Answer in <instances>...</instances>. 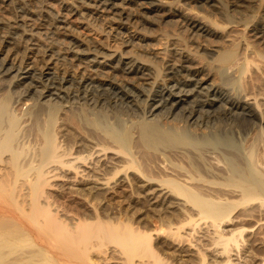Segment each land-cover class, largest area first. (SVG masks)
<instances>
[{
    "label": "rangeland",
    "instance_id": "1",
    "mask_svg": "<svg viewBox=\"0 0 264 264\" xmlns=\"http://www.w3.org/2000/svg\"><path fill=\"white\" fill-rule=\"evenodd\" d=\"M23 1L0 0V15L9 19L0 22V32L21 40L23 49L33 43L41 51L47 45L53 46L56 54L65 56L69 65L77 67L79 62L91 73L111 75L115 78L112 85L118 90L124 87L133 98L128 97L127 100L132 101L129 105L126 101L121 105L94 104L84 91L75 89L79 88L75 80L58 83L57 73H44L39 66L26 77L29 73L25 67L20 68L16 60L12 62L0 56V108L6 106L0 110V143L8 147L0 153V186L5 188L0 187V207H4L5 200L12 194L18 195L20 201L30 202L34 181H37L34 172L57 166L49 173L45 171L41 178L45 182L38 200L41 211L46 213L40 220L58 218L61 231L66 239L72 240L71 247L77 251L75 255L61 253L56 246L63 242L54 233L47 234L45 227H40L35 234L26 233L12 218L10 209L4 207L0 208V228L12 235L18 244L17 251L5 260L0 259V264H10L16 259L25 263L27 258H32L30 264H264V196L243 202L244 195L240 192V185L252 178L248 168L250 162L255 163L257 174L264 171V61L252 46L257 39L255 31L264 26V0H217V4L205 0H165L173 2L183 12L204 13L219 24L220 34L216 39L223 40L220 42L234 50L227 62L221 60L220 50L193 43L182 36L183 31L174 35L161 30H140L108 15L95 13L80 0H52L50 8L41 0H36L32 6L24 5ZM133 1L134 6L141 9L147 1L159 0ZM61 9L73 13L83 27L66 21ZM22 20H29L31 27L22 26ZM14 21L21 24V29H32L33 36L28 38L20 29L11 27ZM161 27L168 30L172 25L163 23ZM84 31H92L91 34L103 41V52L76 43V37ZM124 49L139 60L148 61L151 72L148 78L135 71L127 73L123 69L129 66L127 64L121 63L122 67L117 64L114 69L100 63L105 61L106 54ZM185 53L191 57L194 67L205 65L201 75L209 72L213 78L211 85L198 88L191 79L192 72L175 70V74L171 73L166 62L168 58H180L186 56ZM175 81L181 86L172 87ZM48 85H56L55 89L60 90L54 89L56 95H44ZM85 86L86 83L82 88ZM168 86H171L169 91ZM184 88L187 95L174 110L148 112L151 98L161 90L167 96L170 91L177 93ZM231 98L241 99L243 105L250 106V113L253 110L250 119L241 117L244 109L234 108V112L229 108ZM190 108L196 110L192 119L187 116ZM143 124L158 125L166 134L178 133L186 143L172 150L151 148L153 153L150 149L148 153L138 143ZM128 130L133 135L128 149H124L114 138L123 137ZM105 146H110L111 151L96 152ZM47 150L51 155H62L65 161H72L76 155L82 159L68 168L53 163L42 166L41 160ZM173 154L176 157H172ZM163 158L168 160L163 161ZM106 162L113 166L105 169L104 176L110 178L107 189L93 187L89 178H96L95 173L85 176L83 172L78 174L76 169L77 165H82L79 169L87 167L88 170L93 164L100 167ZM27 169L30 170L27 172ZM241 172L244 173L240 175ZM173 179L222 208L223 213L208 216L201 206L176 191L168 182ZM88 186L90 188L86 189ZM38 223L33 224L37 226ZM128 229L143 240L133 250L114 238L115 233ZM159 258L163 259L159 261Z\"/></svg>",
    "mask_w": 264,
    "mask_h": 264
},
{
    "label": "bare ground",
    "instance_id": "2",
    "mask_svg": "<svg viewBox=\"0 0 264 264\" xmlns=\"http://www.w3.org/2000/svg\"><path fill=\"white\" fill-rule=\"evenodd\" d=\"M35 1L36 0H24L22 3L24 5H26V6H32ZM41 1L44 3V5L49 6V8L51 6H53V1L52 0H41ZM80 1L87 8L91 9L95 13H101V14L108 15L110 18H113L114 20L120 22L121 24L129 25V26L132 25L135 28L140 29V30H147L148 32L149 31L153 32V31H160L161 30V31H164L166 33H172L174 35H179L180 32L183 31V32H185V34L182 32L183 33L182 36L184 38H187V39L191 40L193 43L194 42H197L199 45H201L203 47L210 46L212 48V50H215V51H219L220 50V52L222 54V57H221V60L222 61H226L227 62L228 59L230 57H232V54L234 52V50L232 48L228 47L227 44H224V43H221L220 42V41H223V40H220L219 41L218 39H216V37L220 34V25L219 24H217L215 21L211 20L204 13H201V12H198V11H195V10L194 11H190V12H183L179 8L177 9L175 7V5H174L173 2H169V1H165V0H159V1L153 2V1H147L146 0L148 2V4L146 6L143 4L144 6H142V8L139 9L138 7H135L134 6V4H133L134 1L133 0H80ZM199 1H203V0H199ZM205 1L206 2H215L216 3L217 0H205ZM7 4H10V3H7ZM11 6H12V4H11ZM7 8H8V6H7ZM11 8H13V7H11ZM61 14L66 19V21L72 23L76 27H83V23L81 21L76 20L75 17H74V14L71 13V12H69L68 10L61 9ZM20 18H24V17H20ZM13 19H14V17H13ZM32 20L33 19H31V22H32ZM6 21H9V19H7L4 16L0 15V22H6ZM163 23H167V24L169 23V24L172 25V27L170 29H168V30H163V28L161 27V25ZM21 24H22V26L23 25L24 26H28V28L31 27L30 26L31 23H30L29 20H22V23ZM21 24L18 23V21H14L10 25H11V27H15L18 30L20 29L22 31V33H24V35H26L28 38H31L33 36V34H32L33 33L32 32L33 30L30 28L31 30L29 31V29H26L25 27H23L21 29L20 28V27H22ZM86 27H88V26H86ZM35 31H37V30H35ZM90 32H92V31H90ZM90 32L89 31H84L83 35L77 36L76 39H75L76 43L78 42V45L84 46L85 48H89L90 50H93V51H96V52H103V49H105V45H104L103 41H101L100 39H97L98 37L97 36H94ZM75 33L76 32H74L73 34H75ZM255 34L257 35L256 36L257 39L255 38L256 39V42H254L252 44L253 50L256 52V54L258 55L259 59L264 61V26H262L261 28L257 29L255 31ZM25 40H28V39H25ZM19 41H21V40H18L16 37L11 36L9 33L0 32V56H2L1 58L4 59V60H11L12 62H13V60H16L18 62V64H19L20 68L21 67H23V68L25 67L27 69L26 70V73H29L26 77H30V75H31L30 72L32 73L34 71V70L32 71V69L34 67H36V66H39L40 69L44 73H48V74L49 73H53V72L54 73H57L58 76H59V78H60V80H58V83H61V82L67 81V80H71V79L72 80H75L74 82L79 83V88L77 87L75 89L76 90H79V91L81 90L82 92L84 91V93L86 94V97L88 99H90V100L92 99L93 100V103L94 102L95 103H100L101 105H102V103L105 104V105L106 104H109L110 105L112 103L120 104V103L125 102V101L127 102L128 105H129V103H132L131 100H127L129 96L132 97V95L130 94V92H128L126 89H124V87L121 88L122 90H118V89H116L115 86L112 85V83L114 82L115 78L114 77H111V75L108 76V75H101L99 73H91L90 71L87 70L85 64L82 65V63H79V62L77 64V67L71 66L68 63V60L67 61L64 60L65 59V56L62 57L59 54H56L54 48H52L53 46L51 47L50 45H47L45 47V49L43 51H41L40 49H38V47H35L34 46L35 44L33 43V46L32 45L31 46L28 45L29 47H25L23 49V47H21V45H20L22 43H19ZM71 41H73V40H71ZM24 42H26V41H24ZM24 44H26V46H27V43H24ZM23 46H25V45H23ZM229 46H230V44H229ZM113 49H116V48H113ZM58 52H60V51H58ZM106 55H107V57L105 58V61L100 62V63L104 64V66H106V67H111V68L116 69L117 68L116 67L117 64H120V66H121V63H122V64L129 65V66L123 68V69H125V71L127 73H130L132 71H135L136 73H140V76H144L145 78H148L147 76H149L150 73H151V72H149V66H150V64L148 63V61H141V60H139L138 58L134 57L131 53H129L127 50L125 51V49L122 52H120L119 50H114V51H112V52H110V53H108ZM185 55H186V53H185ZM66 59H71V58L66 57ZM115 61H117L116 64L114 63ZM166 62H167V66L171 69L170 70L171 73H174L175 74V72L178 71V70L179 71L184 70V71H188L190 73L192 72V75L193 76H192L191 79H194L193 83L195 82L194 84H196V86L198 88L199 87H202L204 84L205 85L206 84H210L211 85V83L213 81V78H211V74H209V72H207L208 73L207 74L204 71L205 74L202 73V75H201V72L205 69V65H198L197 64L198 66H195L194 67L193 64H192V61H191V57H189V55L188 56L186 55V56H183V57L181 56L180 58H168V60ZM36 68H38V67H36ZM99 70H100V68H99ZM32 76H34V75H32ZM136 76H138V75H136ZM113 78H114V80H113ZM39 79L37 78L36 80H39ZM172 79H174V78H172ZM175 82H177V81H175ZM84 83H86V86L83 89L82 88V85ZM51 84H53V83H51ZM105 84H109L111 86L108 88L107 86H109V85L105 86ZM136 84H138V83H136ZM180 84H182V83H180ZM56 85H57V83H56ZM56 85H51V86L48 85L47 88H46V90L43 91V94L44 95H50V94L56 95L55 94L56 92H54V89L56 88ZM125 85H127V84H125ZM74 86L76 87L75 84H74ZM74 86H72V88ZM173 86L174 87L175 86L176 87H180L181 85L179 86L178 85V82H177V83H174L172 85V87ZM170 87L171 86H168V91L170 90ZM182 87H184V86H182ZM186 88L187 89L188 88L190 89V87H186ZM56 89H55V91H59L60 90V89L59 90H56ZM220 89L222 90V88H220ZM41 90H43V89H41ZM179 91H180V94L178 93ZM179 91H177V93L170 91L169 94L166 96L165 92H163V90H161L160 91V94H157L154 98H151V101L152 102L149 103L148 112H150L151 114H155V111L156 110H159V111H162L163 112L165 108H166V111H167V109H171V108H173V110H174L178 106V103L181 100H184L183 96L185 97V95H187L186 94V91H185V88L182 89V90L179 89ZM223 93H224V91H223ZM246 93H248V92H246ZM199 94H201V93H199ZM51 96H53V95H51ZM176 97H179V99H176ZM223 100H225V98ZM15 101H17V100H15ZM183 102H185V101H183ZM225 103H226V100H225ZM169 104L171 105L170 108L167 107V106H169ZM244 104H245V102H244ZM183 105H184V103H183ZM229 106H230L229 108L232 109V110L234 108H237V109L238 108H242V110L244 109L243 116H241L244 119H250L249 117L251 115H253V114H251L253 112V110L250 113V111H249L251 109L250 106H248L247 104L246 105H243L241 99H232L231 98V104H229ZM5 107L6 106H4L3 108H0V110L1 109L3 110ZM189 110H191V108ZM195 111L192 109L191 111L188 112L189 115H187V116L189 117V119H192V118H194L196 116V112ZM233 111L235 112L236 109H234ZM40 112H41V110H40ZM198 112H199V110H198ZM208 113H209V111H208ZM237 113H238V110H237ZM32 115H33V113H32ZM161 115H162V113H161ZM34 116H35V119H38L39 118L38 113H35ZM27 119H28V117H27ZM195 119H193V120H195ZM0 123H1V121H0ZM198 124L200 125V123H198ZM172 126H174V125H172ZM6 127H8V126H6ZM8 131L9 130L6 129L5 132L7 133ZM140 131H141L140 132V138H139V142H138L139 143V147L145 148L148 153H149L148 149L151 150V148H153V149L164 148L165 150H167V149L172 150V149L176 148L178 145L180 146L183 143L184 144L186 143V140H184L183 137L177 135L178 133H176L175 135L166 134V132H162L161 129H159V126L158 125L143 124L141 126V130ZM132 135H133L132 131L131 130H128V131H126L124 133V136L123 137H120L119 136L118 138L115 137L114 139L124 149H128V144L131 142ZM95 138L97 139V137H95ZM96 144H92V145L95 146ZM93 146H91V147H93ZM7 148L8 147H7L6 144L3 145V144L0 143V153L3 152V151H5ZM164 149H161V150H164ZM107 150H110L111 151V147L110 146H105L104 149H100V150H98L96 152H105ZM142 150H144V149H142ZM250 150H251V148H250ZM187 151H189V150H187ZM255 151H256V147H255ZM36 152H38V151H36ZM56 152H57V150H56ZM142 152H144V151H142ZM142 152H141V154H142ZM151 152H152V150H151ZM180 152H181V150H180ZM185 152H186V149H185ZM191 152H193V151H191ZM46 153L47 154H45V158L41 160V165L42 166H43V164L49 165V164H52L53 163V165H58L59 164V165H62V166H65L66 168H68L70 166H73V164L75 162H80L81 159H82V156L76 155V156H73L72 161L69 162L68 160L65 161L64 159H62L61 158L62 155H60V154H57L56 153L55 155L54 154L51 155V153H49V150H47ZM145 153L146 152H144L143 154H145ZM211 153H213V152H211ZM252 153H253V150H251L250 155H252ZM156 154L158 155V153H156ZM174 154L172 155V157L175 156ZM146 155L147 154H145V156ZM6 159H8V158H6ZM20 159L23 160L22 158H20ZM65 159H66V157H65ZM159 159H161V158H159ZM17 160H18V158H17ZM33 160L34 159H32V161ZM126 160H131V159H126ZM145 160H147V159H145ZM166 160H168V159H166ZM166 160L164 159L163 161H166ZM18 162L20 163V161H18ZM163 163H165V162H163ZM9 164H10V162H9ZM198 164H201V162H199ZM26 166H27V163H26ZM80 166H82V165H77V167L75 166L76 169H78L77 170L79 172L78 174H80V172L81 173L83 172V175H85V176L86 175L91 176V174H89V173L90 172H93V173H95L97 175L96 178H89V181H91V182L94 183L93 184L94 185L93 187H98L99 186L102 189H107L109 187L110 178L104 176L106 167H109V168H112L113 167V166L111 167V165H109V163L106 162V164H102V166H100V167L98 165L93 164L91 167H89L90 169H88V170H87V167H85L83 169H79ZM132 166H134V163H133ZM159 166H161V165H159ZM218 166H220V165H218ZM54 168H57V166H54L50 170L40 169V170H37V172L34 170L36 172V173L34 172V175L37 176L36 177L37 181H34L35 182L34 187L32 186L33 189H34V191H33L32 198H31L30 202L28 201L27 203H25L24 201H20L18 199V195L16 196V195L12 194L11 197H9L8 199L5 200L6 201V204L4 203L5 204L4 207H8L10 209V211L13 214L12 215V218L16 219L17 220L16 222L19 223L20 226L24 227V229H25L24 231H26V233L35 234V232L38 233L40 227H45V229H46L45 231L47 232V234L54 233L57 236V238L60 241L63 242V244L61 243V244H59V245L56 246V248L61 253H65V254H68V255L69 254L75 255L77 253V251H76V249H73L71 247L72 240L69 239V238L66 239V235L61 231L62 229L60 228L58 218L55 217V218H53L51 220H47L45 222L40 220V217L43 214L46 213L45 211H41V206L42 205L40 204V202L38 200V198H39L38 197L39 192L41 191V189L43 187V184L45 182L41 178L45 174V171H47V173H49ZM157 168H159V167H157ZM165 168H166V166H165ZM217 168H219V167H217ZM248 168H249L250 172L252 173V178H250L249 180H246L245 183H242L240 185V192L244 195L243 202H249V201L255 200L257 198H260V196H264V174H263L264 171H263L262 174L261 173L260 174H257L256 172H254V170H255V163L254 162L253 163L250 162L248 164ZM22 170H24V169H22ZM29 170L30 169H27L26 171L28 172ZM67 170H69V169H67ZM161 170H164V169H161ZM60 171H62V170H60ZM71 172H73V171L71 170ZM166 172H168V170H166ZM117 173L118 172H116V174ZM119 173H121V172H119ZM243 173L244 172H241L240 175H242ZM210 174H213V173L210 172ZM67 176H69V174ZM92 176H93V174H92ZM79 178H81V177H79ZM120 178H122V177H120ZM33 179L36 180L35 178H33ZM29 180H31V178H29ZM117 180H118V178H117ZM168 182L171 185H173V187L176 189L177 192H179L181 194H184L188 198L192 199V201L195 202V204L197 206H201L203 208V212H205L208 216L214 217V216H216L218 214L221 215L223 213L224 210L222 208L218 207L216 204H214L213 202H211V201H209V200H207L205 198H201L197 193H195L190 188H187L183 183H181V182H179L177 180H174V179L173 180H169ZM29 183L31 184V182H29ZM143 183H144V181H143ZM65 185H67V184H65ZM71 185H73V184H71ZM81 185H79V186H81ZM90 186L86 187V189L90 188ZM0 187H1L2 190H5V188L3 186H0ZM67 187H68V185H67ZM167 192H168V190H167ZM0 194H2V193L0 192ZM4 194H6V193H4ZM4 207H0V208L5 209ZM50 216H52V215H50ZM36 221H39V223H38L37 226H34L33 223L36 222ZM35 224H37V223H35ZM89 233H90V231H89ZM11 236L12 235L7 234L6 232H4V230H2L0 228V259L5 260L8 256H10L12 253L14 254L17 251V244L18 243H17V241L13 240ZM47 236H49V235H47ZM232 236L234 237V235H232ZM114 238L117 239V240H120L121 242L123 241L126 244L125 247H127L130 250H133V248H136V246L138 247L139 244H142L143 243V240L142 239H139L140 238L139 234L132 233V231H130V229H128V231H124V232H120V233L118 232V234L115 233ZM145 239H146V237H145ZM140 241H142V243H140ZM124 243H123V245H124ZM146 243H147V241H146ZM134 250H136V249H134ZM155 255H157V254H155ZM158 257H159V254L155 258H158ZM161 259H163V258H159V261H161ZM32 262H33L32 261V258L30 260L27 258L25 260V263L22 260L16 259V260L10 261V264H23V263L24 264H30Z\"/></svg>",
    "mask_w": 264,
    "mask_h": 264
}]
</instances>
